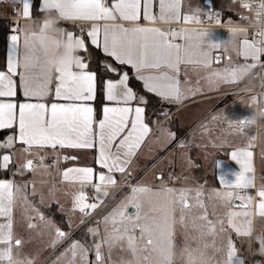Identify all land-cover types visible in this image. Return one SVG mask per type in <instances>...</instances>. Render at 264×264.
I'll return each mask as SVG.
<instances>
[{"label":"snow or ice","instance_id":"snow-or-ice-1","mask_svg":"<svg viewBox=\"0 0 264 264\" xmlns=\"http://www.w3.org/2000/svg\"><path fill=\"white\" fill-rule=\"evenodd\" d=\"M159 14H153L154 0H43V9L52 10L59 19L91 22L87 24L86 36L84 26L80 33L64 31L69 40H75L79 51L87 52L86 41L100 47L120 65H130L136 70L137 78L142 80L148 92L156 93L165 100L179 101L182 98L181 81L178 79L180 65L202 64L211 68L212 58L209 49L217 44H206L203 39L193 43V31L181 27L179 29L162 30L154 26L157 23L173 24L181 20L179 0H158ZM245 9L249 4H242ZM33 0H22V15L29 18L32 14ZM260 13H257L259 16ZM141 19L148 22L146 26ZM194 17L183 16L185 24L192 22ZM127 22L117 23V21ZM99 22H105L103 24ZM198 22V20H197ZM219 22V21H218ZM46 26V25H44ZM17 29L14 28L13 32ZM22 47L21 36L11 35V51L7 60L6 71L0 70V130L17 129L18 135H9L0 142V172L9 170L12 164L13 149L19 141L26 148L24 152L51 148L97 150L95 164L99 171L91 166L72 167L63 171L65 181L79 184V189L72 193L73 211L88 215V210H95L102 200L88 203L86 188L91 187L95 193L106 196L107 186L116 183L114 172H125L126 165L136 154L150 132L145 122V108L134 105L137 95L128 86L129 76L124 73L118 80L99 82L102 99L107 103L102 108V118L97 119L93 102L97 98L98 79L94 71L89 70V64L84 62L77 53V62L66 67L55 69L44 68L40 57L35 56L31 69L22 66V60L29 51L32 35L24 29ZM208 32L198 36L208 37ZM243 35V30H241ZM235 35V30H233ZM264 36V32L259 33ZM183 40L184 43H178ZM210 41V40H209ZM238 54L251 57L259 62L264 56V42L257 44L246 37L240 42ZM194 56L201 57L194 60ZM218 59V58H217ZM256 64L245 68L255 67ZM109 71L117 69L105 65ZM22 69V70H21ZM237 76L235 67L213 69L210 77L225 82L234 81ZM55 82L54 99L63 102L47 103L52 95L51 86ZM22 91L24 102L15 98ZM255 102V97L252 98ZM143 103V97H140ZM215 119V117H214ZM241 119L240 125L251 123ZM245 148H236L231 152V159L240 165V172L235 182L220 183L227 189L215 192V197L225 203L228 208L225 219L211 220L206 211L197 219L204 222L201 228L213 238L209 245L203 243L192 247L186 243L181 249L185 264H212L215 253H223L215 264H243L237 257V249L232 239L225 235L230 229L240 236H250L252 232L251 217L254 197L241 195L239 190L254 187L251 173L253 172V153ZM64 160L78 159V157L64 156ZM40 157L38 164L28 159L20 166L24 170H35L47 167ZM16 173H13L15 175ZM26 184H17L14 180L0 179V262L5 264H33V260L22 254L23 240L14 231L13 212L18 202L27 203ZM189 189H173L162 186L156 190L147 186H134L131 192L115 208L102 219L104 230L89 229L93 237L91 245L80 241H72L68 249L62 254L66 264H90L88 256L94 252V264H108L110 254L115 247L130 253L132 259L122 261L121 264H174L177 245L175 244V228L177 223H184L193 205L189 204ZM35 194V190H33ZM202 192L195 191V207L204 209L200 199ZM259 203L256 205L259 215L264 217V185L256 193ZM233 201H239L234 204ZM30 207V206H29ZM129 208L135 211L130 213ZM233 208L240 209L239 211ZM36 211V209H33ZM179 213V219L177 218ZM41 221L45 217L37 211ZM27 227L35 228L28 218ZM195 222V221H194ZM51 223L50 221L48 222ZM219 224V229L216 225ZM227 224V228L225 227ZM54 236L51 245L55 246L66 238V233L53 225ZM221 239V246L215 247V238ZM264 246V237H258ZM107 247L109 256L106 258L103 249ZM213 250V255H206V249ZM59 259V258H58Z\"/></svg>","mask_w":264,"mask_h":264},{"label":"crops","instance_id":"crops-1","mask_svg":"<svg viewBox=\"0 0 264 264\" xmlns=\"http://www.w3.org/2000/svg\"><path fill=\"white\" fill-rule=\"evenodd\" d=\"M179 4L181 20L178 23H157L154 26L160 27L162 30L172 29L174 26L176 29L181 27L188 28L194 30L192 33L194 37L193 43H197L200 39H203L206 44H217V47L209 49L212 58L211 68H205L199 63L180 65L178 79L181 81L182 98L179 101L165 100L157 96L156 93L148 92L144 87L148 93L156 95L165 105L171 107L160 114V119H154L153 124L146 117L147 93L136 92L128 81V86L137 95V100L133 104H138L145 108V122L149 125L150 132L145 137L140 148L136 150V154L131 158V162L126 165L125 172H114L112 175L116 182L128 171L139 179V183L146 179L156 181L171 178L175 181H181L177 188L189 189L193 193L196 190L202 189L232 190L227 189L224 184L220 183L221 179L228 184L234 183L236 175L241 170L240 165L231 159V152L236 148H245L248 146L253 138L251 136L252 132L248 128L256 126L257 131L263 121L264 114V100H262L264 87L258 93V89L255 87L257 81L252 76L255 67L247 68V71H245L248 65H252L253 63L257 64V62L253 61L251 57L238 54L241 48L240 42L245 37L253 41L251 38V29L249 28L253 23V17L250 23L243 24L241 22L243 20L241 9L243 8L239 7L238 0H179ZM39 10L42 12H51L52 14L50 16L36 17L33 14L32 8L31 16L24 18L22 15V0H0V22L3 19H8L12 23V30L7 37L6 64L0 70L6 71L7 68V60L12 47L11 35L17 34L21 36L20 46L22 47L23 31L21 29L25 30L26 25L30 23L33 26L39 25L48 17H57L52 10L43 9V0L39 1ZM243 10L249 12L245 9ZM153 14H159L158 0H154ZM184 15H190L194 19L192 22L185 24L183 22ZM201 17H216L218 25L211 27L198 26L196 23ZM90 23L59 19L57 26L77 34L80 33L81 26H84V35L86 36L87 24ZM99 23L103 24L105 22ZM117 23H124L127 26V22L118 20ZM140 23L146 26H152L148 25V22L143 19H141ZM14 28L17 29L16 32H13ZM233 30H235V35H233ZM241 30H246V32L243 31L244 34L242 35ZM204 32L209 33L208 37L198 36V34ZM88 41L90 43V40L86 41V48ZM176 42L184 43L183 40H177ZM231 43L234 45L236 43L234 49ZM96 48L100 49L107 56L103 60L104 65H111L117 69L116 72L111 71L115 76L107 80H118L124 73H127L130 78L129 71L122 69L120 67L122 65L115 61L114 58L108 56L103 51L102 45ZM78 55L84 59V62L89 64L85 51H78ZM200 58L199 56L193 57L194 60ZM124 66L131 68L137 77L134 68L130 65ZM225 67L236 68L237 76L234 81L230 80L225 82L224 80L210 77V72L213 69H223ZM89 70L92 71L90 67ZM139 81L144 86L143 81ZM54 87L55 82L51 86L52 95L46 101L49 104L51 102H63L54 99ZM140 97H143V103L140 102ZM253 97L256 98L255 102H253ZM15 99L19 102H24L22 91L19 92ZM95 100L91 103L96 110ZM106 103L105 101L103 106ZM241 119L252 122L240 125L238 121ZM11 135H18V130L16 129V132ZM26 147L27 145L17 141L13 149L6 150L12 154V164L15 163L13 173L16 174H12L11 177L0 175V179L14 180L17 184L29 183L31 189H36V184H42L44 185V192L54 197L52 205L49 207H57L60 217L63 219L60 222L63 228H65L66 238L53 246L49 252L38 256L33 262V264H42L46 261L44 264H47L51 258L49 256L55 250L59 251L55 258H59L62 251L67 249L72 241L82 242L84 237L82 238L81 234L85 233L89 235L91 234L88 231L89 229H94V226H100L102 224L101 218L104 215L99 214V209L113 193L115 184L107 186L108 194L106 196L95 193L91 187L86 188L87 195L89 192H93L92 202L96 201L97 195L103 196L101 197L103 203H100L99 207L95 210H88V215L82 214L78 210L73 211L72 193L78 190L80 186L70 180L65 181L62 173L68 168L84 166H91L99 171L98 165L95 164L97 150L60 149L59 147L53 150L50 147L38 149L33 146L29 152L22 151ZM250 148L249 150L251 151ZM176 151L180 155L179 158L175 157L171 163L160 167L161 162H163V157ZM63 156L78 157V159L63 162ZM40 157H44L43 163L47 166L44 168L48 169V173L45 176L37 174L34 178L33 176L27 177L20 173V171H17L20 169V165L26 163L28 159H33L38 164ZM36 168L40 167L37 166ZM33 171L29 170L28 174H31ZM152 175H154L155 179H151ZM252 181L254 184L252 189L256 188L258 191L259 188H257L255 179L253 180L252 178ZM153 185L158 186L157 184ZM235 191H238V189ZM125 194L126 192L122 195L125 196ZM190 195L189 193V197ZM192 197L193 200L189 198L190 205L193 204V201L196 202L195 193ZM253 197L254 206L251 211L254 217L263 220L261 230L264 233V217L259 215L258 208L256 207L259 203V197L255 195ZM200 199L202 200V197ZM42 207L44 210L49 208ZM49 216L54 218L52 214ZM72 217L77 218L73 226L68 222V219ZM13 218L15 219V209ZM3 222V219L0 218V223ZM103 226L99 227L101 234L104 230ZM79 227L81 228L78 229ZM93 239H96L98 242L99 238L93 237ZM92 243L93 241L91 240L87 242L89 245ZM257 246L259 247V244ZM88 259L90 264H94V252L89 253ZM0 264H5V262H0ZM59 264H66V261L62 260Z\"/></svg>","mask_w":264,"mask_h":264},{"label":"rangeland","instance_id":"rangeland-1","mask_svg":"<svg viewBox=\"0 0 264 264\" xmlns=\"http://www.w3.org/2000/svg\"><path fill=\"white\" fill-rule=\"evenodd\" d=\"M243 13V20L241 21L243 24L250 23L252 19V14L250 12H246L243 9H241ZM246 32V30H243ZM227 33V32H226ZM232 48L234 49L236 46L233 43H231ZM264 77V74H263ZM262 100H264V96L262 97ZM250 132H252L253 138L248 144L251 145V151L253 153L252 163H253V172L250 174L253 180L255 179L257 188H260L261 185H264V114H263V121L261 125L259 126L258 130L256 131V126L249 127L248 128ZM247 146V147H248ZM164 156V155H163ZM178 151L172 152V154L165 155L163 157V162H161V166L167 165L168 163H171L175 157L179 158ZM22 165V164H21ZM20 165V166H21ZM29 170H24L22 172L23 175L30 177L33 176L36 177L37 174L40 176H45L48 173V169L46 168H36L31 174H28ZM21 173V172H20ZM151 179H155L154 175L151 176ZM181 181H175L174 179H168L164 178L162 180H143L140 183H138L137 186H147L151 187L153 190H156L162 186H167L169 188L173 189H179L177 188L178 184H180ZM27 185V188L25 189L26 195L28 196L27 203L18 202L16 208H15V219H14V226H15V233L17 236H19L23 240V246H22V254L29 259H32L33 262L38 256H41L42 254H45L49 252L53 246L51 245V240L54 236V229L53 225L55 227H58L61 231L64 232L63 225L60 221L54 219L56 214H58V209L56 206H52L50 211L52 213V217H50L49 213L44 210V207H49L52 205V200L54 197L44 192V185H35L36 189H31L29 183H24ZM153 184H157L158 186H155ZM252 189V188H251ZM33 190H35V194H33ZM202 192V201L205 205L204 209L195 207V202L193 201V207L190 208L189 214L185 217L184 223H177L175 228V244L177 245L176 248V255L174 259V264H185V257L181 256L180 249L186 244H191L192 247H196L197 244H200V246H203V243L207 242L209 245L213 243V238L208 235H203L202 232L206 233V228H201V225L204 223L197 219L200 215L203 214L204 211L207 212L208 218L211 220H219V219H225L226 221V212L228 211V208L225 206V203L220 200L219 198L215 197V192L221 190H200ZM241 195H248V194H242L245 190H239ZM124 192V191H123ZM123 192L120 193V191L112 194V196L101 206L99 209L100 215H107L109 212L112 211L113 208H115L121 201L125 199L126 196H128L131 192V189L128 190L124 195ZM125 193V192H124ZM195 193V192H194ZM193 192H190V199L193 200L192 196L194 194ZM253 197V195H251ZM103 196H97L96 195V201H87L88 203H96L98 200H102ZM30 206V207H29ZM254 202L252 205L253 209ZM33 209H36L34 211ZM233 210L239 211L238 208H233ZM37 211L42 214L45 217L44 221H41L39 217L37 216ZM62 211V210H60ZM29 217H31V223L35 224L36 227L29 229L27 227V224L29 222ZM103 217V216H102ZM58 218V217H57ZM177 218L179 219V213H177ZM103 219V218H101ZM59 220H63L62 217H59ZM77 220L76 217H72L68 219V222L71 226H73V223ZM51 222L50 224L48 222ZM195 221V222H194ZM102 223L100 226H103ZM263 225V220L261 218L254 217L252 214L251 217V226H252V232L250 236H240L236 234L234 231H231L228 229L225 233V235L229 236L233 244L235 245L237 249V257L243 261V264H264V246L261 245V241L258 239V237H264V233L262 232L261 228ZM100 226H94V229H99ZM217 229H219V224L216 225ZM225 227L227 228V224H225ZM104 228V226H103ZM83 239V243L89 242L90 240L93 241V235L92 234H81ZM179 236V238H178ZM259 244V247L257 246ZM221 246V239L219 237L215 238V247ZM68 249V248H67ZM62 249V253L58 258H55L57 253H59L58 250H55L50 256L49 261L47 264H59L60 261L65 260L62 257V254L67 250ZM104 254L106 258L109 256L107 247L103 249ZM206 255L212 256L213 250L211 247L205 250ZM223 256V253H215V260L212 262V264H215V261L220 260ZM54 259V260H53ZM132 257L130 253L124 251L123 249L119 247L113 248L110 259L108 261V264H121L122 261H128L131 260ZM46 261H44L45 263ZM42 263V264H44Z\"/></svg>","mask_w":264,"mask_h":264},{"label":"trees","instance_id":"trees-1","mask_svg":"<svg viewBox=\"0 0 264 264\" xmlns=\"http://www.w3.org/2000/svg\"><path fill=\"white\" fill-rule=\"evenodd\" d=\"M33 14L36 17L41 16H50L51 12H42L39 10V1L40 0H33ZM60 28V27H59ZM12 30V23L8 19H3L0 22V68H4L6 64V55H7V37L10 31ZM87 52H86V59L89 62V67L92 71H94L97 74L98 79V92H97V98L95 100V107H96V116L97 119H100L102 117V107L104 104V100L102 99V96L100 94L99 90V82L100 81H106L108 78L114 77L115 74H113L111 71L108 70L107 67H105L103 60L107 58V56L98 48L94 47L87 42ZM122 69H127L130 74L129 83L132 86V88L136 92H145L148 96V102L146 104V117L147 120L153 124L154 119H160V114L165 111L168 108H171L164 104V102L157 97L154 94L148 93L143 84L137 79L135 74L132 72L131 68L127 66H120ZM16 132V129H6V130H0V142H3L7 136L14 134ZM15 170V163H13L9 170H5L3 172H0L1 176L5 177H11L13 172ZM51 207L46 208L45 210L52 214L50 211ZM58 221L60 214H56L54 216ZM58 217V218H57Z\"/></svg>","mask_w":264,"mask_h":264},{"label":"clouds","instance_id":"clouds-1","mask_svg":"<svg viewBox=\"0 0 264 264\" xmlns=\"http://www.w3.org/2000/svg\"><path fill=\"white\" fill-rule=\"evenodd\" d=\"M242 2L248 4L247 0ZM257 13H264V0H261ZM58 23V17H48L39 25L33 26L31 23L26 25L25 32L34 35L30 41L29 51L21 62L24 68H32L35 56L40 57L42 66L47 69L66 67L77 62L78 44L74 39H67L64 31L57 26ZM261 42H264V37Z\"/></svg>","mask_w":264,"mask_h":264},{"label":"built area","instance_id":"built-area-1","mask_svg":"<svg viewBox=\"0 0 264 264\" xmlns=\"http://www.w3.org/2000/svg\"><path fill=\"white\" fill-rule=\"evenodd\" d=\"M247 3L250 5V8L245 9L242 7L243 4L242 0H238L239 7L249 11L252 14L253 23L252 25L249 26V28L251 29V38L254 42L259 44L261 43L262 37H264L259 35V33L264 32V13H261L259 16H257V10L259 8L261 0H247ZM196 24L202 27H211L218 25L216 21V17H201ZM172 29H176V27L174 26L172 27ZM263 74H264V56H261L260 61L256 64L255 69L252 72L253 78L256 79L257 81L255 87L258 89V93H260L264 87ZM138 183H139V179L128 171L115 183L114 191L112 194L118 191H120V193L123 191L127 192L132 187L137 186ZM256 193H257L256 188L243 191V194H248V195L256 196ZM112 194L107 198V200L112 196ZM88 198L89 201H92L93 192L88 193ZM80 228L81 227H79L78 229Z\"/></svg>","mask_w":264,"mask_h":264},{"label":"water","instance_id":"water-1","mask_svg":"<svg viewBox=\"0 0 264 264\" xmlns=\"http://www.w3.org/2000/svg\"><path fill=\"white\" fill-rule=\"evenodd\" d=\"M64 157V156H63ZM62 160H63V162H67V161H69V160H71V159H68V160H64L63 158H62ZM239 203V201H234V204H238ZM135 210L134 209H131V208H129V212L130 213H132V212H134Z\"/></svg>","mask_w":264,"mask_h":264}]
</instances>
